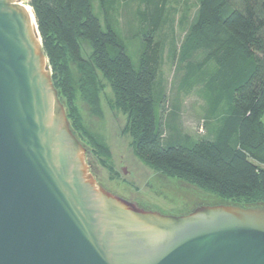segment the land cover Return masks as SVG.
<instances>
[{
    "label": "water",
    "instance_id": "obj_1",
    "mask_svg": "<svg viewBox=\"0 0 264 264\" xmlns=\"http://www.w3.org/2000/svg\"><path fill=\"white\" fill-rule=\"evenodd\" d=\"M25 1L0 0V264H264V205L163 212L97 183Z\"/></svg>",
    "mask_w": 264,
    "mask_h": 264
},
{
    "label": "trees",
    "instance_id": "obj_2",
    "mask_svg": "<svg viewBox=\"0 0 264 264\" xmlns=\"http://www.w3.org/2000/svg\"><path fill=\"white\" fill-rule=\"evenodd\" d=\"M112 2L120 4L117 0L28 3L75 134L84 144L88 138L99 145L82 123L75 99L81 94L93 113L102 117V77L111 84L114 105L128 114L134 151L145 163L171 179L212 192L222 199L219 202L264 205V0H198L179 47L175 43L170 53L183 61L201 59L198 71L203 74L209 63L217 65L209 77L214 91L202 104L207 135L184 132L177 119L175 127L183 142L172 144L165 141L154 97L165 44L151 54L155 27L145 28L137 66L109 17ZM159 2L142 0L152 6ZM138 15L148 20L140 10ZM157 18L154 13L151 21ZM198 85L186 94L197 87L203 100ZM180 209L184 208L172 212L181 213Z\"/></svg>",
    "mask_w": 264,
    "mask_h": 264
},
{
    "label": "rangeland",
    "instance_id": "obj_3",
    "mask_svg": "<svg viewBox=\"0 0 264 264\" xmlns=\"http://www.w3.org/2000/svg\"><path fill=\"white\" fill-rule=\"evenodd\" d=\"M26 1L25 4H28L29 0ZM118 1L119 5L116 2L111 3L109 17L114 18L113 27L122 36L127 52L137 66L138 56L146 42L145 28L148 30L155 27L153 36L155 48L151 50V54L159 50V45L163 42L165 44V54L154 83V97L166 143L183 142L175 127L177 119L184 132L194 136L207 135L202 104L206 102V94L214 91V85L209 77L215 74L217 65L215 62L206 65L204 75L198 71L201 59L192 58L183 61L178 55L176 57L173 52L170 53L175 43L179 47L185 31L196 14L198 0L168 2L160 0L159 6H152L151 3L142 4V0ZM115 6H119L120 9L114 11ZM30 9L32 10L31 7ZM139 10L145 13L148 20H143L138 15ZM95 12L99 16V7H95ZM154 13L158 15L156 22L151 21ZM72 68L75 71L74 65ZM196 72H199V75ZM100 82L102 117L93 113L91 106L81 94L75 99V106L81 115L82 123L93 134L94 141L97 140L99 144L95 145L88 138L85 141L90 147L89 161L97 183L145 208L165 212L184 208V204L191 207L199 203L222 201L212 192L194 184L167 177L138 157L133 147V136L129 131L128 114L114 105L111 84L102 77ZM195 83L200 84L198 90L203 95V100L196 93L197 87L186 94ZM262 120L264 123V115ZM214 125L215 123L212 127ZM96 134L99 135L98 139L94 137Z\"/></svg>",
    "mask_w": 264,
    "mask_h": 264
},
{
    "label": "bare ground",
    "instance_id": "obj_4",
    "mask_svg": "<svg viewBox=\"0 0 264 264\" xmlns=\"http://www.w3.org/2000/svg\"><path fill=\"white\" fill-rule=\"evenodd\" d=\"M26 2H27V1H26ZM21 3H22L23 5L28 6V9H29L30 13L32 14L33 21H34L35 25H37V24H36L35 16H34L32 10L30 9V6H29L28 4H25V2H21Z\"/></svg>",
    "mask_w": 264,
    "mask_h": 264
},
{
    "label": "flooded vegetation",
    "instance_id": "obj_5",
    "mask_svg": "<svg viewBox=\"0 0 264 264\" xmlns=\"http://www.w3.org/2000/svg\"><path fill=\"white\" fill-rule=\"evenodd\" d=\"M153 190H154V191H156V188H155V187H153ZM170 211L172 212V210H170Z\"/></svg>",
    "mask_w": 264,
    "mask_h": 264
}]
</instances>
